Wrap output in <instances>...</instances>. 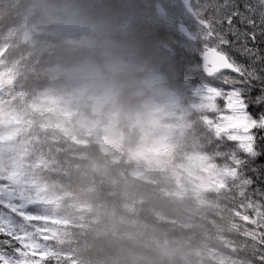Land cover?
<instances>
[{"label": "rangeland", "instance_id": "374dc122", "mask_svg": "<svg viewBox=\"0 0 264 264\" xmlns=\"http://www.w3.org/2000/svg\"><path fill=\"white\" fill-rule=\"evenodd\" d=\"M7 1L15 4L13 0ZM163 1L167 2V0ZM38 3L39 0L28 1L27 6L19 13L18 23L11 30V35L14 31L20 36L26 31H31L33 34L44 33L36 16ZM161 20L169 24L167 18ZM45 43L46 39L41 36H33L29 40L32 50L42 49L41 46ZM46 72L52 74L55 70L50 68ZM133 83L138 85L137 93L144 95V100L128 117L126 125L129 130L121 138L123 141L120 142L119 147L124 146L140 168L132 170L131 178H126L119 187L125 208H128L132 199L142 197L158 212H162L167 207L174 216L168 221L176 225L197 223L198 219L209 216L211 212L220 217V220L211 222L213 228L217 229V235L222 241L226 238L230 241L225 245L218 242V246H215L218 256L215 253L211 254L216 262L214 259L210 262L204 256L208 248L203 242L200 243V250L194 251L189 245L183 247L182 243L186 238H171L168 232L160 228L139 224L132 217L126 219L123 215L120 218L122 231L131 240L154 247L158 256L161 259L166 258L169 264L264 263V222L249 223L245 219L249 213H253V221L259 220L260 217L256 215L259 209L245 200L246 189L239 181L233 157L228 151L220 155L216 154L215 157L203 154L199 139L190 133L186 120L194 110L207 113L208 122L214 127L213 137L216 141H220L221 131H218V128L221 124L216 114L219 101L206 95L200 84L192 82L186 83L185 93L181 100L177 101L165 91L162 79L150 68L146 70L142 80ZM80 95H83L85 106L76 124L80 130L92 128L97 121L95 111L97 100L90 96L87 87L67 73L65 80L42 93L39 92L37 102L33 103L41 115L43 131H47L51 125L61 123L62 115L73 122V115H68L64 110L67 101ZM8 119L0 114V139L7 127ZM118 135L120 134L116 131L101 130L98 139L104 145L115 144ZM219 147H222V141ZM14 163L15 159L0 147V188L14 195L15 204L24 205L23 215L27 218L25 221L15 222L5 213L0 212V219L19 238V244L3 242L0 259L5 264H38L30 254L40 252L42 248L35 237V230L53 235H58L59 230L48 222L52 209L47 200L41 197L35 187L19 180ZM141 167L158 179L161 190L158 191L157 187L149 185L151 182H146V177H141ZM90 170V174H97L100 177L107 174L101 166H95ZM139 175L142 181L137 180ZM89 176H84L85 185L89 184ZM228 184L231 185L232 191L239 193L241 205L238 210L236 204L232 202H226L225 206L221 207L204 196L206 191H214L219 195L228 194L230 192ZM233 197L231 195L230 199ZM78 208L86 211L87 203L81 201ZM225 209L231 210L224 213ZM131 215H134V212ZM160 216L165 218L163 213H160ZM33 218L41 220L27 222ZM206 233L207 236L203 241L211 244L209 231ZM20 244L22 246H19ZM70 261L91 264L73 254H70Z\"/></svg>", "mask_w": 264, "mask_h": 264}, {"label": "snow or ice", "instance_id": "6c2138e0", "mask_svg": "<svg viewBox=\"0 0 264 264\" xmlns=\"http://www.w3.org/2000/svg\"><path fill=\"white\" fill-rule=\"evenodd\" d=\"M162 8L173 61L219 101L218 143L259 209V220L245 219L264 222V0H167Z\"/></svg>", "mask_w": 264, "mask_h": 264}, {"label": "trees", "instance_id": "16d2710c", "mask_svg": "<svg viewBox=\"0 0 264 264\" xmlns=\"http://www.w3.org/2000/svg\"><path fill=\"white\" fill-rule=\"evenodd\" d=\"M1 16L5 17L6 15L0 11ZM7 24L0 19V25L6 26ZM165 34H163L164 38ZM17 46L11 45L4 54L5 58L0 57V67L8 69L4 74H0V109L5 112L25 113L28 112L30 100L36 92L50 85L52 86L55 80H49L47 77L37 75L34 71L29 72L19 69L21 59L25 57L26 50L21 44L19 47ZM159 59L157 58L156 61ZM60 62L61 66L64 67L62 59ZM38 67H40V63L36 65V68ZM176 68L173 66L176 74H167L169 81L176 80L178 82L182 80V72L177 65ZM128 91L130 93V89L125 90L119 86H114V88L107 92L104 105L99 103L98 115L100 122H98L97 127L107 129L122 127L126 131V127L122 123V114L126 107L125 104L129 102ZM134 103L135 101H131L129 106H133ZM105 105L112 106L114 109L112 115L105 113ZM80 106V101L77 105L70 106L67 114L70 116L73 115V117L75 116L74 119L77 118ZM25 119L24 123L15 124V129L6 135L7 139L11 140L18 149V155L20 157V165L18 167L24 177L32 179L34 183H40L41 174H43L50 178L58 179L64 184L67 180L75 183L82 174V171L79 170L87 163L90 165L101 163L109 172L108 177L100 178L96 175L93 177L94 189L85 190L80 187L85 195L99 201V210L94 209L92 215L86 218V222L92 230L82 225H72V228L76 232L77 241L76 243L68 245L76 247L81 254L87 257L110 264H122L123 260H128L135 252H142L141 248L134 247L120 233L113 235V231H110L111 227L118 226L116 210L118 212L122 208L120 194H118L116 187H118L117 185L119 183L125 181V178L131 174V170L135 167L132 163L133 160L126 153V150L111 146L108 151H104L95 137V131H88L83 135V141L81 143L74 142L82 153L81 157H78L77 153L71 156L69 155L72 164L78 167L69 168L67 174H54L51 173L49 166L46 164H49L52 168L51 163L62 159L65 148L63 146L60 148L56 147V144L61 142L62 134L58 133L52 139L44 137L45 134L42 136L39 135L37 140L32 142L31 131L26 128L28 117H25ZM191 130L196 136H203L202 151L204 153H212L213 143L208 139L211 132L209 125L202 120L197 122L195 126H192ZM20 142L25 145H22ZM29 144L31 155L25 158L24 153L28 150ZM260 163H264V160H261ZM71 191L75 192L73 188ZM8 205L9 208L14 210L11 201H9ZM141 216L140 213L139 218ZM143 217L151 222V219L146 215ZM162 226H164V223H162ZM99 228H103L104 230L97 236L96 229ZM182 230L186 233L188 227H182ZM40 259H46L42 264H59L62 261V259L50 255L49 252L40 255Z\"/></svg>", "mask_w": 264, "mask_h": 264}, {"label": "clouds", "instance_id": "9594fccd", "mask_svg": "<svg viewBox=\"0 0 264 264\" xmlns=\"http://www.w3.org/2000/svg\"><path fill=\"white\" fill-rule=\"evenodd\" d=\"M157 2L39 0L36 16L47 47L60 55L65 71L104 105L109 87L127 90L143 79L139 65H155L170 50L163 36L168 27L155 12ZM113 111L105 105L107 115Z\"/></svg>", "mask_w": 264, "mask_h": 264}]
</instances>
